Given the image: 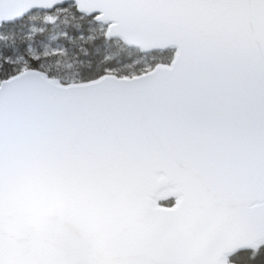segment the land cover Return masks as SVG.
<instances>
[{
	"label": "snow or ice",
	"instance_id": "obj_1",
	"mask_svg": "<svg viewBox=\"0 0 264 264\" xmlns=\"http://www.w3.org/2000/svg\"><path fill=\"white\" fill-rule=\"evenodd\" d=\"M0 264H264V0H0Z\"/></svg>",
	"mask_w": 264,
	"mask_h": 264
}]
</instances>
